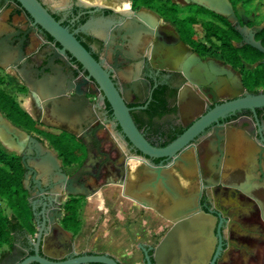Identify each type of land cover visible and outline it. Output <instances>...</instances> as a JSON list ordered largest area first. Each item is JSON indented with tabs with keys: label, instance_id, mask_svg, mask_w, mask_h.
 I'll use <instances>...</instances> for the list:
<instances>
[{
	"label": "flooded vegetation",
	"instance_id": "af4514ba",
	"mask_svg": "<svg viewBox=\"0 0 264 264\" xmlns=\"http://www.w3.org/2000/svg\"><path fill=\"white\" fill-rule=\"evenodd\" d=\"M38 1L109 73L131 107L135 124L155 146L167 145L193 121L233 97L232 91L223 89V85L219 90L212 86L213 80L192 82L182 70L188 54L208 60L210 52L219 51L215 45H224L216 36H209L211 31L221 29L231 34L230 27L235 30L226 17L192 0H158V10L146 5L134 6L132 0L126 9L101 0ZM229 1L236 13L242 7L244 14L251 17L246 25L256 28L254 37L264 46V20L259 19V9H252L243 0ZM181 7L195 8V12L208 17L188 29L187 17L179 15ZM238 21L242 25L239 17ZM0 29L12 40L10 59L15 63L14 67L0 69H9L25 89L19 93H27L26 112L36 122L37 129L72 135L84 148L82 162L70 164L75 168L68 171L69 165L63 164L45 137L35 130L15 126L49 147L47 141L68 175L86 165L80 179L86 186L92 179L96 184L104 182L106 167L111 166L117 174L127 169L126 159L139 152L123 136L99 85L72 52L35 22L18 0H0ZM230 40L232 45L239 46L241 36L238 41L232 37ZM201 45L207 49L203 50ZM263 58L262 53L261 62ZM221 60L239 74L245 91L264 92V83L248 88L241 74L222 55ZM244 63L247 64L244 68L250 71L258 65V61ZM26 79L35 82V90L25 83ZM183 87L186 97L179 101L178 93ZM48 93L51 96L39 99ZM59 101L65 106L81 104V116L60 118L56 114ZM16 154L21 160V154ZM177 154L179 159L174 164L172 157L151 158V162L169 165L165 169L169 192L183 199L185 205L171 210L172 218L160 227L152 241H137L145 246L149 262L131 238L139 249L136 264H162L158 259L160 241L175 226H180L186 239L191 236L190 230L196 229V239L188 245L203 249L200 258L198 252L195 256L187 252L180 254L184 258L179 264H264V106L241 109L219 118ZM32 175L28 177L29 190L25 189L31 214L29 223L18 228L12 241L1 247L0 264H21L34 256L50 262L75 261L98 254H106L117 264H123L108 252L91 249L88 236L79 237L81 228L73 232L63 227L61 217L67 198L83 196L84 199L86 195H65L63 189L44 182L38 186ZM193 206L196 214L206 217L196 219L195 226L192 221L177 225L180 223L177 215ZM26 264L40 263L30 260Z\"/></svg>",
	"mask_w": 264,
	"mask_h": 264
},
{
	"label": "water",
	"instance_id": "95a60500",
	"mask_svg": "<svg viewBox=\"0 0 264 264\" xmlns=\"http://www.w3.org/2000/svg\"><path fill=\"white\" fill-rule=\"evenodd\" d=\"M86 2H93L95 0H83ZM99 1V0H98ZM103 3L126 9L129 7V0H101ZM194 3L220 14L227 18L233 25L235 30L241 36V42L237 45L248 44L264 55V46L260 40L255 39L256 28H250L246 25V22L251 19L244 14L242 7L237 8V13L233 9V6L229 0H192ZM21 7L27 11L30 16L37 22L42 28L48 31L60 44L67 47L74 57L88 70L91 77L99 85L100 90L109 102L114 118L120 127V130L128 142L131 144L139 155L134 157L143 162L147 167L151 168L155 174L154 182L152 186H155L158 182L170 190L167 184V176L164 174L165 169L169 165H163L162 161L158 165L151 162V158H173V164L178 158V152L182 150L192 139H194L206 126L217 121L219 118L224 117L229 113H234L241 109L254 110L257 107L264 106V92L249 93L244 90L238 73L230 67L222 64V62L209 58L201 61L195 54H188L185 61L182 63V70L186 76L192 82H209L213 80L212 86H217V89L231 90L230 100H227L221 104L215 105L208 112L200 116L197 120L193 121L190 126L184 130L179 136L168 143L165 146H155L148 141L143 133L139 130L135 124L131 114V107L127 106L123 95L112 82L109 73L103 69L100 64L91 56V54L76 40V38L70 34L66 28H64L54 17L47 11V9L38 0H18ZM238 17L242 21V25L238 21ZM12 40L9 35H3L2 29H0V67L8 68L14 67L13 61L10 59ZM264 63V58L263 61ZM9 70V69H8ZM25 83L33 90H35V82L25 80ZM230 83V86L228 85ZM34 95H36L34 93ZM48 95L42 94L39 99L45 100ZM186 97V88L183 87L179 90L178 99L183 101ZM214 98H216L214 96ZM50 100V99H49ZM81 104H74L73 106H65L62 103L57 102L56 114L62 118L63 116H81ZM0 141L11 149H14L18 154H21V162L26 168L27 172L24 173L23 186L29 190V174L33 173L32 180L38 186L44 182L49 186L55 185L65 191V195H89L94 192L101 184L106 182H119L123 181V171L118 172L109 166L106 167L104 182L96 184L92 179L88 181L87 186L80 181L81 175L86 169V165H83L72 175H68L63 171L60 160L57 154L47 147L37 137L26 133L24 130L19 129L15 125L11 124L0 113ZM171 163V164H172ZM196 206L186 211H181L177 216L180 218V225L182 223L192 221V225H196V219L206 216L195 213ZM60 216V214L58 215ZM205 223H203V226ZM196 229L190 230L191 236L187 239L182 236L183 232L180 226H175L164 235L159 244L158 259L162 260V264H179L184 256H179L182 253H191L195 256L196 252L203 250L201 247H194L188 245V242H193L196 239ZM203 232L202 234H204ZM134 243L144 253L145 259L149 262V257L145 246L141 243L138 244L136 240ZM186 242V243H185ZM201 250V251H200ZM197 254L200 258L201 254ZM191 256V257H192ZM30 260H35L40 264H69L72 262L89 261L100 264H117L114 259L106 254L91 255L87 257L79 258L75 261L64 262H50L39 256L30 257L24 260L21 264H26Z\"/></svg>",
	"mask_w": 264,
	"mask_h": 264
},
{
	"label": "crops",
	"instance_id": "0c3cea01",
	"mask_svg": "<svg viewBox=\"0 0 264 264\" xmlns=\"http://www.w3.org/2000/svg\"><path fill=\"white\" fill-rule=\"evenodd\" d=\"M126 167L121 183H103L83 199L79 237L88 236V246L93 250L108 252L123 264H136L139 249L131 238L142 243L152 241L172 218L171 210L183 206L184 200L171 196L160 182L152 186L153 170L134 156L126 159Z\"/></svg>",
	"mask_w": 264,
	"mask_h": 264
},
{
	"label": "trees",
	"instance_id": "16d2710c",
	"mask_svg": "<svg viewBox=\"0 0 264 264\" xmlns=\"http://www.w3.org/2000/svg\"><path fill=\"white\" fill-rule=\"evenodd\" d=\"M154 0H132L134 6H152ZM243 0V3L251 5L257 10L261 1ZM252 4H255L254 7ZM173 10V9H171ZM228 24L227 21H225ZM230 33L222 32L221 29L211 31L209 36H216L224 45H215L222 57L230 63L240 74L244 84L248 88H254L264 83V64L260 61L262 53L249 45L235 46L231 44L230 37L238 41L239 34L230 27ZM229 34V35H228ZM264 44V40H263ZM206 50L205 45H201ZM243 61H258L257 67L253 70L244 68ZM4 79L0 76V85ZM0 110L11 122L23 128L35 130L45 137L50 145L56 150L64 165L79 164L84 157V148L70 134L62 131L37 129L36 122L24 111L17 101L0 88ZM24 167L20 156L14 153H7L0 147V249L9 244L18 228L27 225L30 220V209L26 199V190L23 187ZM83 196H70L63 205L61 223L64 228L77 232L81 228L79 210ZM4 203V205H2ZM10 213H6L4 208Z\"/></svg>",
	"mask_w": 264,
	"mask_h": 264
},
{
	"label": "rangeland",
	"instance_id": "374dc122",
	"mask_svg": "<svg viewBox=\"0 0 264 264\" xmlns=\"http://www.w3.org/2000/svg\"><path fill=\"white\" fill-rule=\"evenodd\" d=\"M153 4L151 7L154 8L155 10H158V6H159V2L158 0H154ZM195 8H187V7H181L180 8V17H187L188 20V29H192L195 28V23H198L201 19H206L208 16L204 15V14H199L197 12L194 11ZM259 13H260V18L259 19H263L264 20V1H261V4L259 5ZM210 57L208 58H213L216 59L218 61H222L221 60V55L219 51H214V52H210ZM203 61V60H201ZM244 67H247V64L244 63ZM0 76L4 79V83L0 85V88L7 94L11 95L13 97V99L15 101H17V103L19 104V106L24 110V111H28L29 110V102H28V98H27V93H19V90H25L23 88V86L19 83V80L16 79L14 77V75H12V72L8 69H0ZM238 77L239 74H238ZM0 113L6 118V116L2 113V111L0 110ZM32 117L36 119V115L33 113ZM8 121H10L8 118H6ZM11 122V121H10ZM11 124L13 125H17L13 122H11ZM38 125V124H37ZM20 127V125H17ZM22 127V126H21ZM44 129V128H43ZM47 129V128H46ZM30 131V129L28 130ZM40 134V133H39ZM46 144L50 147L49 143L46 141ZM0 147L7 153H14L16 154V151L14 149H11L9 147H6V145H4L1 141H0ZM75 168V166L73 165H69L68 168H66L68 171H72ZM173 183H176L175 181H173ZM68 199V198H67ZM2 205H4V203H2ZM6 213H10L9 209L6 207L4 208Z\"/></svg>",
	"mask_w": 264,
	"mask_h": 264
},
{
	"label": "bare ground",
	"instance_id": "6f19581e",
	"mask_svg": "<svg viewBox=\"0 0 264 264\" xmlns=\"http://www.w3.org/2000/svg\"><path fill=\"white\" fill-rule=\"evenodd\" d=\"M181 204L184 205L185 204V201H183Z\"/></svg>",
	"mask_w": 264,
	"mask_h": 264
}]
</instances>
